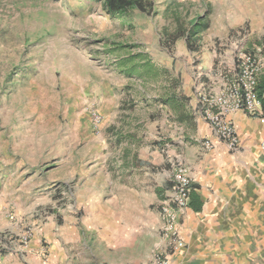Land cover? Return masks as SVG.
<instances>
[{
	"label": "rangeland",
	"instance_id": "374dc122",
	"mask_svg": "<svg viewBox=\"0 0 264 264\" xmlns=\"http://www.w3.org/2000/svg\"><path fill=\"white\" fill-rule=\"evenodd\" d=\"M156 7L0 0V264H144L169 250L156 204L170 150L205 130L198 85L234 83L239 55L264 46V0ZM175 11L209 21L193 51L166 39Z\"/></svg>",
	"mask_w": 264,
	"mask_h": 264
},
{
	"label": "crops",
	"instance_id": "0c3cea01",
	"mask_svg": "<svg viewBox=\"0 0 264 264\" xmlns=\"http://www.w3.org/2000/svg\"><path fill=\"white\" fill-rule=\"evenodd\" d=\"M229 117L240 139L238 150H231L205 120L196 143L170 150L168 172L184 167L193 186L187 208L178 215L184 246L167 248L163 239L170 264H264V122L242 110ZM205 139L211 140V149L205 147ZM96 162L90 165L96 167ZM123 170L125 166L118 171ZM164 188L170 191L172 182ZM109 192L102 198L119 193Z\"/></svg>",
	"mask_w": 264,
	"mask_h": 264
},
{
	"label": "built area",
	"instance_id": "2783aa9c",
	"mask_svg": "<svg viewBox=\"0 0 264 264\" xmlns=\"http://www.w3.org/2000/svg\"><path fill=\"white\" fill-rule=\"evenodd\" d=\"M264 46L254 52L241 53L238 57L235 82L220 91H207L201 83L198 85L199 108L202 118L209 124L212 131L224 141L231 150H238L240 139L235 126L229 117L233 111L242 110L264 122V94L258 91L260 74V54ZM94 120L100 121V116L94 114ZM207 149L212 148V142L205 139ZM192 182L184 167H179L172 177V188L159 201V217L161 233L167 241V248H182L184 242L180 237L178 225L179 212L187 208ZM144 264H170L165 253L157 254Z\"/></svg>",
	"mask_w": 264,
	"mask_h": 264
},
{
	"label": "trees",
	"instance_id": "16d2710c",
	"mask_svg": "<svg viewBox=\"0 0 264 264\" xmlns=\"http://www.w3.org/2000/svg\"><path fill=\"white\" fill-rule=\"evenodd\" d=\"M104 3L107 10L112 15H125L128 11H138L140 13L154 16L159 13L156 7V0H100ZM169 11V5L166 6L164 13ZM174 20L177 25L173 31H166V39L169 45L174 44L177 40L183 38L186 42L187 47L190 50L196 49V43L200 38V34L206 31L210 24L205 15H196L193 17L185 18V24L181 21V16L175 11L173 13ZM165 41V36H164ZM163 43V41H162ZM165 43V42H164ZM142 74H147L152 70L150 66L144 65ZM135 70V69H134ZM139 71V70H136ZM258 91L260 95L264 94V72L259 74L258 78ZM264 102V99H263ZM195 203V202H194ZM191 203L196 209H199V204Z\"/></svg>",
	"mask_w": 264,
	"mask_h": 264
}]
</instances>
